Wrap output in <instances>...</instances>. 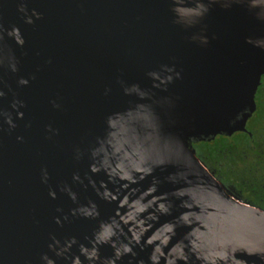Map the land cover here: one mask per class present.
<instances>
[{
	"label": "water",
	"instance_id": "water-1",
	"mask_svg": "<svg viewBox=\"0 0 264 264\" xmlns=\"http://www.w3.org/2000/svg\"><path fill=\"white\" fill-rule=\"evenodd\" d=\"M263 76L264 0H0V264H264L184 143Z\"/></svg>",
	"mask_w": 264,
	"mask_h": 264
},
{
	"label": "trees",
	"instance_id": "trees-1",
	"mask_svg": "<svg viewBox=\"0 0 264 264\" xmlns=\"http://www.w3.org/2000/svg\"><path fill=\"white\" fill-rule=\"evenodd\" d=\"M239 137L235 143H228L230 140ZM248 141L247 137L243 134H237L232 138H227L226 136H218L213 142H199L200 146L206 147L209 151L208 156L215 158L216 163L209 161L200 148L195 144L194 149L198 158L209 167L211 171L215 169V177L226 186V188L235 196L248 202L256 207L264 209V181L258 182L257 178L253 177V172L249 168L241 167V163L246 164L248 160L245 156H239V163L235 166L228 164V153L224 152L225 149H238L242 144L246 145ZM243 146V145H242ZM212 163V164H210ZM222 163H227L225 167L222 168ZM213 165V166H212Z\"/></svg>",
	"mask_w": 264,
	"mask_h": 264
},
{
	"label": "flooded vegetation",
	"instance_id": "flooded-vegetation-1",
	"mask_svg": "<svg viewBox=\"0 0 264 264\" xmlns=\"http://www.w3.org/2000/svg\"><path fill=\"white\" fill-rule=\"evenodd\" d=\"M256 103H257V109H256L255 113L253 114V116L247 122V131L235 133L231 137H227V138H232L233 136H235L237 134H243L247 137L248 146L250 148L252 147V149L254 148L256 152L254 154H252L250 157L246 156V158L250 162H252L249 164H252V166L258 167V169L261 171V177L264 180V76L262 78L261 85L257 91ZM258 126H261L260 129L258 128ZM195 144L200 146L201 143H195ZM236 150L237 149L230 151L228 153L229 156H226V158L229 159L228 160L229 165L235 166L236 162H237V164H239L240 160L237 157V155H235V153H234ZM210 164H212V163H210ZM226 165H227V163H222V168L225 167ZM215 171L216 170L213 169V171H211V172L215 173Z\"/></svg>",
	"mask_w": 264,
	"mask_h": 264
},
{
	"label": "bare ground",
	"instance_id": "bare-ground-1",
	"mask_svg": "<svg viewBox=\"0 0 264 264\" xmlns=\"http://www.w3.org/2000/svg\"><path fill=\"white\" fill-rule=\"evenodd\" d=\"M182 133L184 134V130L182 131ZM184 143H185V147L189 153V155L192 157V159L194 160V162L197 164V166L200 168V170L215 184V186L225 195V197L231 202L233 203L235 206L245 209L247 211H251V212H255L261 216H264V211L261 209H257V208H253L249 205H247L245 202H243L242 200L236 198L235 196H233L231 193H229L226 188H224L222 186V184L218 181V179L212 175L211 171L203 164L201 163L197 157H196V153L193 150V148L190 145V140L189 138H187L184 135Z\"/></svg>",
	"mask_w": 264,
	"mask_h": 264
},
{
	"label": "rangeland",
	"instance_id": "rangeland-1",
	"mask_svg": "<svg viewBox=\"0 0 264 264\" xmlns=\"http://www.w3.org/2000/svg\"><path fill=\"white\" fill-rule=\"evenodd\" d=\"M260 127L261 126H258V128L260 129ZM239 139V137H236V138H234V139H232V140H230L228 143H235L237 140ZM194 145L195 144H193V147L192 148H194ZM197 145V144H196ZM243 145V146H242ZM241 146H239V148L234 152L235 153V155H237V157L239 158V156L240 155H243V156H251L252 154H254L256 151H255V149L253 148L252 149V147L250 148L249 146H248V141L246 142V145H244V144H242ZM199 148H200V150H201V152L203 153V155L206 157V158H208L209 159V161H211V162H213V163H216V160H215V158H212V157H210V156H208V149L206 148V147H204V146H199V145H197ZM194 150V149H193ZM232 150H234L233 148L232 149H230V148H227V149H225L224 150V152H226V153H229L230 151H232ZM196 157H197V159L201 162V163H203L199 158H198V156H197V154H196ZM249 163H252V162H250L249 160H247L246 161V164L244 165V163H241L242 165H241V167L242 166H244V168H250L251 169V173L253 172V177H255V178H257V180L256 181H258V182H263L264 180L262 179V177H261V171L258 169V167H256V166H252V164H249ZM205 166H206V164L205 163H203ZM240 164V163H239ZM251 165V166H250ZM207 167V166H206ZM208 168V167H207ZM243 168V167H242ZM209 169V168H208ZM219 181V180H218ZM221 183V182H220ZM222 184V183H221ZM222 186L225 188V186L222 184Z\"/></svg>",
	"mask_w": 264,
	"mask_h": 264
},
{
	"label": "clouds",
	"instance_id": "clouds-1",
	"mask_svg": "<svg viewBox=\"0 0 264 264\" xmlns=\"http://www.w3.org/2000/svg\"><path fill=\"white\" fill-rule=\"evenodd\" d=\"M125 251H130V249H125ZM118 255H119V253H118ZM42 260H47V257L46 256L42 257ZM48 264H51V262L49 261ZM77 264H78V261H77Z\"/></svg>",
	"mask_w": 264,
	"mask_h": 264
}]
</instances>
